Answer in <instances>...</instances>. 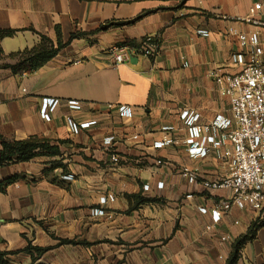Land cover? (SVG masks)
Listing matches in <instances>:
<instances>
[{"label": "crops", "instance_id": "0c3cea01", "mask_svg": "<svg viewBox=\"0 0 264 264\" xmlns=\"http://www.w3.org/2000/svg\"><path fill=\"white\" fill-rule=\"evenodd\" d=\"M256 4L264 21V0H0V31L15 32L0 37V135L59 149L55 157L0 168V182L17 177L0 192V252L12 253L8 264H30L29 244L48 249L37 264H227L253 225L237 264H264V219L257 213L232 207L212 221L211 211L231 193L202 183L230 174L221 153L230 145L190 157L181 119L194 113L208 126L230 118L223 78L240 68L231 63L238 43L228 29L254 31L240 20ZM107 23L111 28L97 32ZM57 31L63 43L85 36L32 75L1 69L40 36L56 42ZM146 37L158 41L155 57L115 65L106 53L113 46L138 49ZM44 100L55 101L50 121L41 117ZM185 168L196 183L182 176Z\"/></svg>", "mask_w": 264, "mask_h": 264}, {"label": "built area", "instance_id": "2783aa9c", "mask_svg": "<svg viewBox=\"0 0 264 264\" xmlns=\"http://www.w3.org/2000/svg\"><path fill=\"white\" fill-rule=\"evenodd\" d=\"M260 9V4L254 5L250 14L240 20L253 27L254 31L239 33L233 28L228 29V34L235 37L238 43V51L231 57V63L240 68L237 73L223 78L224 94L230 103V118L217 117L210 125L203 126L198 124V115L189 112L181 114V119L189 127L186 143L190 157H205L211 150L219 153L225 144L230 145V149L221 152L230 159V174L221 181L202 183L209 191L231 193L229 199L219 202L211 211L214 224L232 207L250 209L264 219V21L256 18ZM203 34L206 36V33ZM159 50L158 41L146 37L138 49L113 46L106 53L115 65H121L133 56L155 57ZM184 67H187L186 63ZM54 103L53 100L43 101L41 117L45 121H50L51 116L47 111ZM68 107L72 110L81 109L77 102L68 103ZM119 112L127 117L131 114L125 107H120ZM69 128L73 134L80 132L79 126L73 121L69 122ZM169 142L158 143L157 147H163ZM106 143L110 144L111 139H107ZM119 161L116 155L111 156L113 164ZM182 176L189 183L197 181V175L187 168L183 170ZM101 203L105 204V199ZM201 212L207 211L201 209ZM93 214L107 216L103 210H94ZM207 230L210 231L211 226ZM226 240L227 237L221 239L222 242Z\"/></svg>", "mask_w": 264, "mask_h": 264}, {"label": "trees", "instance_id": "16d2710c", "mask_svg": "<svg viewBox=\"0 0 264 264\" xmlns=\"http://www.w3.org/2000/svg\"><path fill=\"white\" fill-rule=\"evenodd\" d=\"M113 24L107 23L100 27L97 32H102L111 28ZM14 31H0V37L12 36ZM94 34V33H93ZM85 36L82 33L72 34L67 43H63L60 32L57 31L56 42L40 36V42L32 49L11 54L7 57V63L1 65V69L9 70L13 75H32L44 67L48 62L53 60L60 51L66 48L73 40ZM130 47V46H129ZM0 168L10 163H26L39 157H55L59 155V149L52 146L47 140L29 138L24 141H15L0 135ZM17 177L0 182V192H5L6 188L15 182ZM256 225H253L247 235L238 239L234 245L233 252L227 264H237L240 258L242 247L253 239ZM62 245L73 244L70 241H61ZM31 256L30 264H37L40 258L48 252V249L33 247L31 244L24 250ZM12 253L0 252V264H8V257Z\"/></svg>", "mask_w": 264, "mask_h": 264}]
</instances>
